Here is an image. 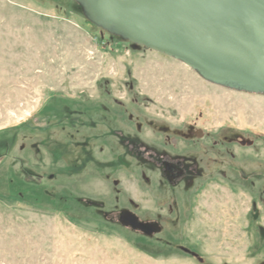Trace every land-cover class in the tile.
Wrapping results in <instances>:
<instances>
[{
  "label": "rangeland",
  "instance_id": "obj_1",
  "mask_svg": "<svg viewBox=\"0 0 264 264\" xmlns=\"http://www.w3.org/2000/svg\"><path fill=\"white\" fill-rule=\"evenodd\" d=\"M5 156L0 264H264V95L89 24L73 0H0ZM22 166L42 178L26 186Z\"/></svg>",
  "mask_w": 264,
  "mask_h": 264
},
{
  "label": "water",
  "instance_id": "obj_2",
  "mask_svg": "<svg viewBox=\"0 0 264 264\" xmlns=\"http://www.w3.org/2000/svg\"><path fill=\"white\" fill-rule=\"evenodd\" d=\"M95 26L173 58L204 80L264 95V0H73ZM121 223L154 232L124 212Z\"/></svg>",
  "mask_w": 264,
  "mask_h": 264
},
{
  "label": "trees",
  "instance_id": "obj_3",
  "mask_svg": "<svg viewBox=\"0 0 264 264\" xmlns=\"http://www.w3.org/2000/svg\"><path fill=\"white\" fill-rule=\"evenodd\" d=\"M88 23L89 24H92L88 19H87ZM94 25V24H92ZM7 156L5 157H0V165L3 163V161L5 160ZM20 175H21V179L22 180V183L25 182L26 183V186L27 185H30L31 183H35V178H42V177H39L37 175H34L33 173H31L28 169H26L25 167H21L20 168ZM39 181V179L36 180V183Z\"/></svg>",
  "mask_w": 264,
  "mask_h": 264
},
{
  "label": "flooded vegetation",
  "instance_id": "obj_4",
  "mask_svg": "<svg viewBox=\"0 0 264 264\" xmlns=\"http://www.w3.org/2000/svg\"><path fill=\"white\" fill-rule=\"evenodd\" d=\"M166 172L168 173V174H174V172H175V169H174V167H170V166H167L166 167ZM173 178V177H172ZM175 178V177H174ZM124 213V212H123ZM123 213L119 216V221L121 222V216L123 215ZM140 221V220H139ZM141 222V221H140ZM143 223V222H142ZM144 224H147V223H144ZM126 226H128V225H126ZM130 227V226H129ZM132 228V227H131Z\"/></svg>",
  "mask_w": 264,
  "mask_h": 264
}]
</instances>
